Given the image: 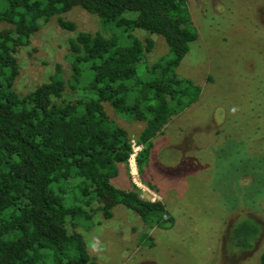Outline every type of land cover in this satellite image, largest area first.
<instances>
[{
  "label": "trees",
  "instance_id": "trees-1",
  "mask_svg": "<svg viewBox=\"0 0 264 264\" xmlns=\"http://www.w3.org/2000/svg\"><path fill=\"white\" fill-rule=\"evenodd\" d=\"M79 5L110 33L79 31L69 40V74L59 69L25 93L16 88L15 53L42 24ZM0 264H91L86 239L94 217L110 218L123 205L148 227H171L159 200L141 197L133 183L111 180L129 170L132 138L108 115L105 103L144 122L135 138L141 172L152 138L193 103L201 86L178 77L176 67L198 37L185 0H0ZM161 35L169 54L148 63ZM119 30V31H118ZM247 217L230 228L231 243L250 248L258 225ZM70 229V230H69ZM235 233H241L236 234ZM143 236V235H142ZM264 264V248L260 254Z\"/></svg>",
  "mask_w": 264,
  "mask_h": 264
},
{
  "label": "rangeland",
  "instance_id": "rangeland-1",
  "mask_svg": "<svg viewBox=\"0 0 264 264\" xmlns=\"http://www.w3.org/2000/svg\"><path fill=\"white\" fill-rule=\"evenodd\" d=\"M185 1L198 37L175 73L201 86V92L152 138L141 172L136 156H129V170L121 169L111 180L120 189L133 183L141 197L161 201L174 224L150 228L123 205L113 206L110 218L98 213L90 230L79 227L93 257L91 264L260 263L264 248V0ZM61 16L72 21L75 30L61 28L52 18L31 35L30 44L15 53L20 66L18 91L32 90L57 69L69 74L66 55L69 40L77 32L110 33L96 15L79 5ZM6 26L0 23V30ZM134 33L142 41L146 36L154 40L148 63L169 54L161 35L138 29ZM105 108L128 131L133 139L131 154H137L142 146L134 140L144 122L125 118L108 103ZM244 217L259 229L253 245L243 249L231 243L230 228Z\"/></svg>",
  "mask_w": 264,
  "mask_h": 264
},
{
  "label": "built area",
  "instance_id": "built-area-1",
  "mask_svg": "<svg viewBox=\"0 0 264 264\" xmlns=\"http://www.w3.org/2000/svg\"><path fill=\"white\" fill-rule=\"evenodd\" d=\"M134 155L136 156V154H135V153H133V154H130V156H134ZM134 160H135V159H134Z\"/></svg>",
  "mask_w": 264,
  "mask_h": 264
}]
</instances>
